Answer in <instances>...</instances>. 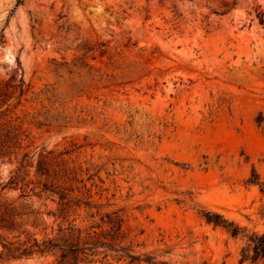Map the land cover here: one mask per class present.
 Returning a JSON list of instances; mask_svg holds the SVG:
<instances>
[{
    "label": "rangeland",
    "instance_id": "rangeland-1",
    "mask_svg": "<svg viewBox=\"0 0 264 264\" xmlns=\"http://www.w3.org/2000/svg\"><path fill=\"white\" fill-rule=\"evenodd\" d=\"M18 1L0 0V181L24 227L121 222L142 259L80 264H264L243 259L264 232V0Z\"/></svg>",
    "mask_w": 264,
    "mask_h": 264
},
{
    "label": "trees",
    "instance_id": "trees-1",
    "mask_svg": "<svg viewBox=\"0 0 264 264\" xmlns=\"http://www.w3.org/2000/svg\"><path fill=\"white\" fill-rule=\"evenodd\" d=\"M21 0L18 1L20 3ZM233 6H229L223 13L228 12ZM258 16L264 23V12L258 11ZM26 156V155H25ZM1 180V179H0ZM17 186V177L10 179L8 182L0 181V242L3 250L0 251V257L7 253L13 257L40 255H55V262L51 264H80L94 261L95 257L101 253L100 248L114 252H122L119 259L124 257L131 258V262L139 257L133 255L127 247L120 244L121 222L119 225H113L110 232L97 231L95 225L83 227L78 225L74 220L62 217L56 229L51 233H44L42 238L37 236V232H31L24 226L28 224L25 216L33 214L23 204L10 199L3 191L6 188H14L11 184ZM49 188L44 185V191ZM54 192V190H51ZM22 194L21 196H24ZM59 218L61 215L53 213ZM210 222L223 225L228 228L234 236L241 232V227L233 221H229L221 214L208 212L206 214ZM34 227H39L38 222H34ZM43 230H47L44 227ZM113 233H112V232ZM13 234L15 239H10L9 235ZM25 235L26 238H22ZM248 244L243 248V259H252L257 261L264 259V232H254L249 236ZM106 256V255H105ZM142 260V259H138Z\"/></svg>",
    "mask_w": 264,
    "mask_h": 264
}]
</instances>
